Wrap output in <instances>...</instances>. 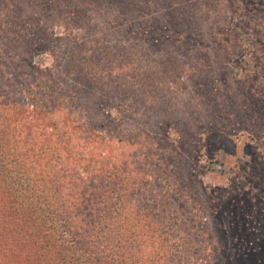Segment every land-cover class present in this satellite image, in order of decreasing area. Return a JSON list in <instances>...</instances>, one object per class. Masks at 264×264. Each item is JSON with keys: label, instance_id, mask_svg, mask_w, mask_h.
<instances>
[{"label": "rangeland", "instance_id": "374dc122", "mask_svg": "<svg viewBox=\"0 0 264 264\" xmlns=\"http://www.w3.org/2000/svg\"><path fill=\"white\" fill-rule=\"evenodd\" d=\"M153 1L142 11L129 0H0L19 32L0 37V73L14 80L24 60L41 63L87 122L117 120L175 149L159 152L174 178L159 213L176 261L264 264V0H191L182 14L193 25H170L171 5ZM153 18L163 23L142 25ZM101 47L113 53L109 65L119 50L132 57L104 73L105 61L88 64ZM68 60L93 89L69 77Z\"/></svg>", "mask_w": 264, "mask_h": 264}, {"label": "trees", "instance_id": "16d2710c", "mask_svg": "<svg viewBox=\"0 0 264 264\" xmlns=\"http://www.w3.org/2000/svg\"><path fill=\"white\" fill-rule=\"evenodd\" d=\"M129 1L130 9L150 8L151 0ZM153 2L171 5L165 11L170 25H193L182 14L193 1ZM10 12L0 5V37L19 35L9 25ZM151 20L142 25L163 23ZM2 52L0 47V60ZM124 53L116 55L126 60L131 54ZM112 54L101 47L88 64L105 61L99 64L104 73L117 74L125 67L118 58L109 65ZM70 56L80 57L79 46ZM7 58L10 64L13 57ZM69 60L63 70L93 89L88 71ZM23 63L26 69L17 66L21 72L14 80L0 73V264H193L191 255L176 261L172 248H165L173 238L159 212L169 203L174 178L160 166L159 152L173 148L156 137L122 131L117 120L87 122L73 111L62 83L44 79L52 69ZM36 73L40 82L32 79ZM8 81L11 92L3 86Z\"/></svg>", "mask_w": 264, "mask_h": 264}]
</instances>
